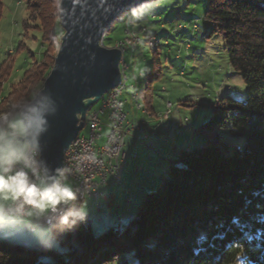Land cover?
<instances>
[{
  "label": "trees",
  "instance_id": "16d2710c",
  "mask_svg": "<svg viewBox=\"0 0 264 264\" xmlns=\"http://www.w3.org/2000/svg\"><path fill=\"white\" fill-rule=\"evenodd\" d=\"M59 4L27 0L23 26L38 22L45 50L10 85L0 110L42 87L54 63L49 65L48 52L63 34ZM203 17L209 26L205 37H221L230 67L246 85V101L221 97L210 117L198 125L204 144L179 151L160 186L142 197L127 226L108 225L96 233L82 226L65 238L68 252L55 257L53 264H233L241 249L255 264H264V250L255 251L256 244L264 245V0H206ZM114 22L102 38L104 46H112L108 34ZM133 30V25L126 28V35ZM3 74L0 70V86ZM145 101L150 112L148 97ZM221 127H227L231 137L242 138V150L235 146L229 151L219 141ZM256 190L261 191L253 194ZM41 255L0 245V264H37ZM241 264H247L246 259Z\"/></svg>",
  "mask_w": 264,
  "mask_h": 264
},
{
  "label": "rangeland",
  "instance_id": "374dc122",
  "mask_svg": "<svg viewBox=\"0 0 264 264\" xmlns=\"http://www.w3.org/2000/svg\"><path fill=\"white\" fill-rule=\"evenodd\" d=\"M26 4L27 0H0V70H4L0 101L10 85L18 82L24 70L38 61L45 50L37 29L38 22L30 21L26 29L23 26L27 17ZM205 5L206 0H160L151 15L133 25L131 33L137 36V41L130 39V33L126 35L125 29H130L131 25L121 21L122 13L114 22L113 30L109 31L113 42L108 47L124 48H120L125 61L120 69L125 79L121 75L119 99L125 113L132 106L136 118H131V121L139 124V130L141 126L148 129L146 122L149 121H143L140 110L135 108L139 106L144 110L148 97L158 124L148 140L132 144L133 133L127 134L123 147L126 163L122 179L128 194L118 183L111 185L110 191L100 188L103 185L98 188L103 198L111 194V203L101 197L90 198L93 215L89 226L94 233L108 225L123 227L127 224L140 206L142 197L160 186L166 169L178 158L179 151L204 144L198 125L210 117L213 106L221 97L230 96L241 102L248 97L240 74L229 65L221 37H205L209 27L203 17ZM142 28L146 32H140ZM122 38L123 44H117L116 40ZM154 39L159 42L152 48L149 42ZM59 45L48 52L49 65L54 61ZM100 105L101 100H98L89 111L99 109ZM106 116L107 112L99 114L102 130L95 141L96 146L106 141L109 131ZM87 132L88 123L85 120L79 135L86 136ZM217 133L219 141L229 151L243 142L240 137H231L227 127L219 128ZM209 138H212L211 134ZM72 181L76 184L75 180ZM110 181L111 178L108 179ZM96 203L105 209L99 211ZM97 215L101 217V222L96 220Z\"/></svg>",
  "mask_w": 264,
  "mask_h": 264
},
{
  "label": "clouds",
  "instance_id": "9594fccd",
  "mask_svg": "<svg viewBox=\"0 0 264 264\" xmlns=\"http://www.w3.org/2000/svg\"><path fill=\"white\" fill-rule=\"evenodd\" d=\"M159 3L140 0L120 19L135 25L151 15ZM56 111V102L42 91L0 110V245L42 253L37 264H53L55 257L65 256V238L89 225L93 215L90 198L94 193L86 196L72 181V168H53L44 158L42 138L48 132L49 117ZM242 147L237 145L239 150ZM262 250L264 245H255V251ZM242 258L255 264L243 249L234 256L233 264H241Z\"/></svg>",
  "mask_w": 264,
  "mask_h": 264
},
{
  "label": "water",
  "instance_id": "95a60500",
  "mask_svg": "<svg viewBox=\"0 0 264 264\" xmlns=\"http://www.w3.org/2000/svg\"><path fill=\"white\" fill-rule=\"evenodd\" d=\"M139 2L60 0L64 31L54 63L37 91L51 96L57 106L42 138L43 155L51 167L63 165L64 152L84 127L90 107L120 84L121 50L104 46L102 38L121 12Z\"/></svg>",
  "mask_w": 264,
  "mask_h": 264
},
{
  "label": "built area",
  "instance_id": "2783aa9c",
  "mask_svg": "<svg viewBox=\"0 0 264 264\" xmlns=\"http://www.w3.org/2000/svg\"><path fill=\"white\" fill-rule=\"evenodd\" d=\"M133 36V37H132ZM130 39L137 41V36L130 33ZM118 41L117 44H123ZM134 47V44H132ZM125 63L123 56L120 58V65ZM122 89L117 86L107 92V100L102 108L87 111L86 117H91V127H88L86 136L77 137L70 143L63 155V165L73 169L71 179L75 180L76 185L81 188L85 195L88 192L94 193L95 199L103 197L98 188L105 184H120L123 191L127 194L125 183L122 180V173L125 165L123 152L125 138L128 133L135 131L133 144L138 141L148 140L152 135L151 126L148 125V133L139 132V124L127 121V115L122 107L119 95ZM170 103H168L169 106ZM107 112L106 119L109 122V131L106 135V141L103 145L96 146L95 141L100 137L102 123L99 114ZM111 181L108 182V179ZM96 208L102 206L96 203ZM97 220L101 217L97 215Z\"/></svg>",
  "mask_w": 264,
  "mask_h": 264
},
{
  "label": "crops",
  "instance_id": "0c3cea01",
  "mask_svg": "<svg viewBox=\"0 0 264 264\" xmlns=\"http://www.w3.org/2000/svg\"><path fill=\"white\" fill-rule=\"evenodd\" d=\"M136 108V107H135ZM140 110V114H141V117H142V120L143 121H149V122H146V123H148L147 125H149V126H151V129H152V135L154 134V131H153V129H154V127L158 124V120L157 121H155V119H154V116H155V113H154V108L152 107V110L150 111V112H146V110L144 109V110H141V108L140 109H137L136 111H139ZM128 113L126 114L127 115V121L128 122H132L131 121V118H136V114H135V112H134V110H133V107L131 106L128 110ZM128 117H130V118H128ZM153 119H154V121H153ZM133 123V122H132ZM101 127H102V125H101ZM139 132L140 133H148V129L146 128V126L145 127H143V126H141V129L139 130ZM131 133H133V135H135L136 134V132L135 131H131L129 134H131ZM151 135V136H152ZM151 136L149 137V139L151 138ZM126 138H127V136H126ZM126 138H125V141H126ZM124 144H125V142H124ZM132 144H133V141H132ZM124 152V151H123ZM134 157H135V155H133ZM124 157H125V163H126V153L124 152ZM125 166V165H124ZM123 172H124V170H123ZM128 174V173H127ZM123 180V179H122ZM124 182V181H123ZM125 183V182H124ZM100 188H105V189H107V191H110L111 189V184L110 185H103L102 187H100ZM102 192H103V190H102ZM127 194H128V191H127ZM108 195V197H106V198H103L104 200H105V202H107V198H110L111 199V194H107ZM129 202V201H128ZM108 203V202H107ZM108 204H110V203H108ZM105 208L103 207L102 209H101V211H103ZM99 211H100V209H99Z\"/></svg>",
  "mask_w": 264,
  "mask_h": 264
},
{
  "label": "bare ground",
  "instance_id": "6f19581e",
  "mask_svg": "<svg viewBox=\"0 0 264 264\" xmlns=\"http://www.w3.org/2000/svg\"><path fill=\"white\" fill-rule=\"evenodd\" d=\"M138 39V38H137ZM158 42H159V40L158 39H154V40H150V42H149V45H150V47H152L153 48V45L154 44H158ZM122 45V44H121ZM155 46H157V45H155ZM118 48V47H117ZM121 49H123L124 50V48L123 47H120ZM119 48V49H120ZM120 49V50H121ZM121 75H122V70H121ZM122 79H125V76H124V74L122 75ZM121 83V82H120ZM117 89H122V87L121 86H117ZM105 95V94H104ZM103 95V96H104ZM101 96V98L99 99V100H101V105H100V107L99 108H102L103 106H104V104L106 103V100H107V93H106V96ZM121 104H122V102H121ZM136 109H140V107L139 106H136ZM85 120H87V123H88V127H91V117H86V119ZM148 127V126H147Z\"/></svg>",
  "mask_w": 264,
  "mask_h": 264
}]
</instances>
